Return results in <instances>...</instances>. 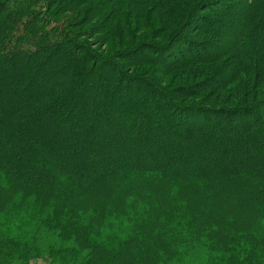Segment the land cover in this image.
<instances>
[{
    "label": "trees",
    "instance_id": "1",
    "mask_svg": "<svg viewBox=\"0 0 264 264\" xmlns=\"http://www.w3.org/2000/svg\"><path fill=\"white\" fill-rule=\"evenodd\" d=\"M140 1L119 3L142 8ZM230 1L185 0L177 9L175 0H161L179 20L165 38L179 39L198 24L211 37L182 44L192 75L165 93L137 75L144 63L136 54L149 45H129L109 59L49 18L59 16L51 12L58 0H0V264H264V96L257 90L264 68L255 62L264 61V0L241 4L263 17L256 27L245 19L242 48L251 51L240 57L247 71L232 69L256 92L249 88L229 108L186 103L203 93L214 99L226 76L222 62L233 49L220 45L225 22L205 12ZM119 28L121 37L129 30L120 21L111 33L120 37ZM169 49L151 47L159 70L178 54ZM136 94L147 101L129 107L126 118L149 122L155 113L173 121L176 149L146 152L137 145L148 137L119 139L116 105ZM244 117L251 119L235 128ZM113 135L117 143L106 139ZM132 143L146 151L122 162ZM46 175L61 189L38 186ZM79 192V203L86 196L97 204L62 214L66 194ZM242 209L241 220L234 218ZM148 236L149 248L133 251Z\"/></svg>",
    "mask_w": 264,
    "mask_h": 264
},
{
    "label": "rangeland",
    "instance_id": "2",
    "mask_svg": "<svg viewBox=\"0 0 264 264\" xmlns=\"http://www.w3.org/2000/svg\"><path fill=\"white\" fill-rule=\"evenodd\" d=\"M61 4L59 7V10H51V12L54 14L58 13L59 16H49L50 19L53 21H60L61 27L67 29L71 34H73L78 41H83L87 43L88 45H91V47L97 51L99 54H102L103 56H106L107 58H112L114 55H117V52L127 46L131 45H142L146 44L149 45L148 48H145V51H141L140 53L136 54V60L137 62L144 63L141 66H139L136 71L137 75L140 76V78H144L147 82L152 81L158 87H161L162 89H165V93H170L171 88L175 87L180 82L188 81L186 78L190 74V71H188L185 68V59H189L190 55L188 52H186V46L185 48L182 46L183 43L186 40L189 42H195L196 44L205 41L210 40V31L204 29V25L198 24L196 28L185 27L184 28V34L179 39L175 38H165L167 35L171 34L174 30L176 25L173 24L179 23V20L177 17L169 15V11L172 10L170 7L168 11H166L164 8L161 7V0H142V8L134 3H127L121 6L119 3L120 0H58ZM69 1V3H68ZM67 3V6H65L66 10L69 12H64L65 10H61L62 3ZM245 2V0H231L230 6L227 5H216L213 6V9L209 13L205 12L208 16H214L221 17L222 20H224L225 24L222 26V29L220 30V36L219 38L222 39L220 45L225 49V51H228V47H232L233 50H231L230 62L224 61L222 63H225L227 65V69L225 72V78L222 80V82L219 84V90L216 94L217 96L213 98L206 97L207 94L203 93L201 97L193 100H188L186 103H192L194 105H203L206 107L209 106H220V107H231L230 104L237 100V98H241V96H244L246 91L250 88L252 91L256 92L255 86H249L245 85V82L248 81V78H244V74L241 72L235 71V75L232 69L238 67L242 71H247V63L240 57V52L244 51L249 52L251 51L250 48H242L243 41V35L244 30L243 26L245 25V19L247 25L252 24L254 27L255 25V19L258 18L257 15H260L263 17V14H257L255 15V11L251 10V8H247L244 10V6L241 4ZM185 3V0H175V2L172 5H175L177 9L179 8V5ZM246 3V2H245ZM154 4V5H153ZM121 6V7H120ZM234 6V7H232ZM120 7V8H119ZM256 7V6H255ZM254 9L258 12L257 7ZM264 7V5H263ZM260 8V7H259ZM231 11V12H230ZM261 12L264 13V9H261ZM60 13V14H59ZM254 15L253 21L250 22V15ZM252 15V17H253ZM122 18V20H121ZM123 23L126 22L128 25V32L125 33L123 37L121 28L118 29V33L120 37H117L111 33V30L115 29L117 27L118 22ZM176 21V22H174ZM168 22V24H167ZM173 23V24H172ZM1 24V22H0ZM196 25V24H194ZM209 29V28H208ZM210 30V29H209ZM212 33V32H211ZM237 34V36H236ZM165 35V37H164ZM261 32L254 33V37L260 38ZM121 39V40H120ZM129 40V41H127ZM232 43V44H231ZM190 44V43H189ZM155 48H161L164 45L169 47L170 53H178L175 54L176 56L173 57L172 60H170L171 66L169 68H166L165 71L159 70L157 65L159 64L156 62L157 56L154 54H150L151 47ZM191 46V44L189 45ZM177 48V49H176ZM194 48L192 47L191 50ZM229 52V51H228ZM243 54V55H244ZM245 57V56H244ZM256 63H259L260 66H263L264 68V61H258V59L255 61ZM219 64V62L213 63L210 66L207 67L208 71L210 69H216V66ZM253 65V64H252ZM190 70V68H188ZM250 71V70H248ZM188 72V73H187ZM214 72L211 71L210 73ZM198 74V73H194ZM203 75V74H201ZM44 79H47L46 76H44ZM239 77V78H238ZM240 84L243 86L241 89L236 88V85ZM137 85V84H136ZM139 85V84H138ZM257 86V85H256ZM103 90H109V89H103ZM261 96H264V83L261 81L259 82V88L257 89ZM120 91V90H119ZM120 92H123L120 91ZM116 94V93H115ZM242 94V95H241ZM212 95V94H209ZM241 95V96H239ZM206 98V99H205ZM147 98L141 94H136L134 97L123 98L121 100V104L119 105L117 103L116 110L118 111V124L121 128L120 130V137H117L116 135H113V137L106 138L110 141H114L117 143V140L115 138L119 139H125L123 143H127L131 140H133V137H148L150 139L149 142H145L143 140H139L138 148H145V149H138L135 148L134 143H132L129 146L128 152H123L121 154V160L122 162H127V156L130 155H138L141 152H151L152 149H155L157 147H164L169 149H176L178 142L173 140L174 131V122L171 121L169 123H164L163 119L160 117V115L153 113V117L151 121L143 120L141 123H138L140 119L136 118L134 121L130 117L126 118L125 111L130 107H132L136 102H143ZM147 101V100H146ZM248 101V100H247ZM150 104V103H149ZM147 103V108L150 107ZM101 105V104H100ZM119 105V106H118ZM112 107V106H110ZM118 107V108H117ZM99 108H102L100 106ZM152 108V106H151ZM107 109V106L103 107V110ZM100 110L99 113H103L104 111ZM90 110L89 112H91ZM88 112V113H89ZM259 119L262 123H264V108L260 107V110L258 111ZM96 113L94 110L91 112V114ZM94 116V115H93ZM251 118H240L239 121H236L234 123L235 128H239L241 125L248 122ZM159 129H158V128ZM128 136V137H127ZM7 138H11L7 135ZM122 144V143H121ZM157 144V146H155ZM181 144V143H180ZM245 154V153H244ZM163 166V165H162ZM161 165L157 163L156 166H153V168H160ZM48 175L43 176L42 180L38 184L40 187L52 188L53 193L55 192L56 187L60 188L63 186L61 183H59V186L57 184L56 179L51 181L48 179ZM33 183V182H32ZM65 186V185H64ZM64 192H68V187L64 189ZM152 192H157V190H152ZM160 192V191H159ZM80 193V194H79ZM77 193L76 195H70L66 194L64 201L65 204L63 206L59 207V210L62 211V214L69 215L70 213L80 211L82 207H87L89 205H95L97 204L96 199L94 197L87 199L88 197L84 196L82 203H79L77 199L84 194H81V192ZM97 196V193H95ZM164 195V192H160L159 196L162 197ZM99 196V195H98ZM158 196V197H159ZM59 196H56V201H58ZM164 200L165 199H161ZM264 203V201H263ZM244 209L238 211V215H234V218H239L240 220L243 216ZM150 237V236H148ZM146 238L145 240L140 241V244H135L131 248L135 249L133 251H139L140 254L142 253L143 249L149 248L148 245H150L152 241V237ZM39 264H42L39 262Z\"/></svg>",
    "mask_w": 264,
    "mask_h": 264
}]
</instances>
